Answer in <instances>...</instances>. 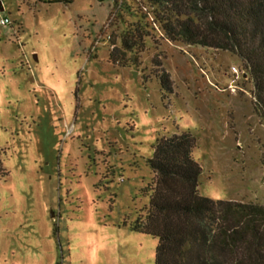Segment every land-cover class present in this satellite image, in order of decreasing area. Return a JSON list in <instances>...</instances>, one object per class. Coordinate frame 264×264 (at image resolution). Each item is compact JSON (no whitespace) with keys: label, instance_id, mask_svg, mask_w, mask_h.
I'll list each match as a JSON object with an SVG mask.
<instances>
[{"label":"rangeland","instance_id":"1","mask_svg":"<svg viewBox=\"0 0 264 264\" xmlns=\"http://www.w3.org/2000/svg\"><path fill=\"white\" fill-rule=\"evenodd\" d=\"M140 9L150 36L129 53L121 38ZM152 11L0 0V264H155L158 241L132 225L154 148L173 134L197 139L202 196L264 205V118L245 61L172 42Z\"/></svg>","mask_w":264,"mask_h":264},{"label":"trees","instance_id":"2","mask_svg":"<svg viewBox=\"0 0 264 264\" xmlns=\"http://www.w3.org/2000/svg\"><path fill=\"white\" fill-rule=\"evenodd\" d=\"M54 3L67 0H37ZM157 24L172 42L230 51L245 61L264 118V0H146ZM148 13L121 38V50H145ZM146 20V21H145ZM115 49L111 61L115 64ZM161 88L173 93L167 73ZM197 139L190 132L158 140L149 166L153 181L149 206L132 225L158 241L155 264H264V205L202 196L203 169L194 157ZM0 150V181L8 178Z\"/></svg>","mask_w":264,"mask_h":264},{"label":"built area","instance_id":"3","mask_svg":"<svg viewBox=\"0 0 264 264\" xmlns=\"http://www.w3.org/2000/svg\"><path fill=\"white\" fill-rule=\"evenodd\" d=\"M10 23V21H9V19L8 18H5V19H2L1 20V24L2 25H7V24H9ZM235 71L236 72H238V70L235 68Z\"/></svg>","mask_w":264,"mask_h":264}]
</instances>
